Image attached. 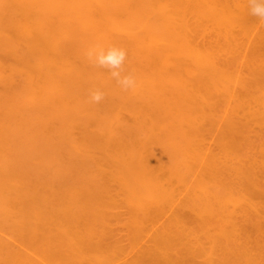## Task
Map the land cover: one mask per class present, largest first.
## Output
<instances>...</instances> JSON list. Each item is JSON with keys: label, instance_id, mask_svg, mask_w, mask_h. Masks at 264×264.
<instances>
[{"label": "bare ground", "instance_id": "1", "mask_svg": "<svg viewBox=\"0 0 264 264\" xmlns=\"http://www.w3.org/2000/svg\"><path fill=\"white\" fill-rule=\"evenodd\" d=\"M82 1L84 2L82 5L83 7L81 6L83 8V11L80 9L79 10L83 13V18L82 19L80 18L79 20H81V22L83 21L82 22L83 25L82 24L81 25L83 26L82 28H84L85 32L87 31V34L89 36H91L90 35L91 33L93 34V36H91L92 41H91L90 45H92V46L100 45L103 47H107L109 45L115 44V45H118V46L125 48L127 51L126 68L134 71L136 76H137V87L135 88V90L125 91L124 95H122V93H121V98H123V96H124L125 100L123 99L124 102L122 101V103L118 102L120 105H116V106L114 105V108L111 109L113 111V112H111L112 115L111 116L108 115V117L106 118L107 114H111V113H108L109 112L108 110H106L107 113L104 114L105 118H103L104 116H102L101 113H100L101 114L100 116H97V117H99V119H100V117L103 118V121L108 123V127L105 128V129L109 130V133L107 132V135L109 134L110 136H112L113 132H116L114 129H115V126L117 127V124L120 123V121L122 120L121 111L124 110V108L125 109L128 108L130 110L129 113L131 114V116H133V118L137 122V124L145 121L146 123L144 125L147 126L146 119L147 118L152 119V115L151 116H150V114L146 115V114H144V112H143V114L140 113V109H138V107H137L139 105L133 106L136 103L135 100H137L139 98H143L144 96H147V95L149 97L158 96V93L162 92L165 88L162 84L163 81H166L165 74L169 76L170 74H168V73H170L171 70L173 71V72H171L172 74L175 72H177V74H178V72H180V71H181L180 73H182V71H183V72H185V75L187 77V78H185V79H187V81L184 83L183 82L178 83V84L176 83L177 86H176V84L175 85L171 84V85L179 87V88H177L175 90L176 91L175 94H174V92H171L175 97L173 96V98L170 99V100H173V103H171V102H169V103H171V105L174 108H172L170 106L169 107H170V109L171 108L174 109L173 110L175 112L174 115L179 117L180 121L183 120V122H184V120L185 121L189 120V123H190V121L194 122V121L198 120V122H200L199 121L200 118H204L205 113H206V110H204L203 105L201 103L208 105L209 108H210V106H213V107H211L210 110L213 109V111H214L216 109L218 112L219 109L217 108L216 105H215L216 108L214 109L215 102H213L214 104L213 103L211 104L209 101L211 98V96L209 94L211 92H208V91L210 89L213 91L215 89H219L220 84L222 85L221 88H223L224 87L223 84L224 85L228 84V83L230 84V82H232V84H233V82H235L237 84V86H238V84H241L243 86V88H246V89L248 87H251L250 89H252L253 86L257 88L255 93L252 92V91H255V89L251 91L248 88L251 92L246 91L245 96L247 98L246 97L245 98L247 99V101L250 99L252 100V98L255 99L254 98V97H256L255 95L258 94L257 95L258 100L263 105V107H262L263 110L262 111L260 110L261 113L258 114V116L260 115L262 118L259 117L260 120H258V118H257L258 123H259L258 125L264 123V87H260L258 85V82H260L261 79H260V81L257 82V79H256L257 77L254 78V76H256V74H257V71L258 70L260 71L261 68L258 67L259 68L258 69L257 67H255L256 65L254 64L253 56H252V61H250L251 63H249V65H248V70H249L248 72H249V75L252 76V78L251 77L247 78L248 80L242 79L241 72H240L241 69L240 70L238 69V66H239L238 64H240V63H239V61L235 60L236 58L234 60L238 64L235 63V61H233V63L230 61L227 62L228 58L227 59L224 58L227 56H225V53H223V51L220 54H224V57L222 55V57L224 59L220 58L219 52L218 53L216 52L217 50L215 51L216 52L215 53L212 50L209 51V50H206V48L203 49L205 47V45L202 47V45L201 46L199 45L200 43L197 42L199 46L196 45L197 43H195L196 36L199 35V33L196 34V32H198V31L195 30L194 28L197 29V27L200 25H201L202 29H205L207 31H208V29L215 31L217 33V35H219V37L222 35L224 38H226V35H227V37L229 38L232 35L231 34L232 31L236 32L235 29L238 30V28L242 33H244L243 35L248 36V34H250L253 30H255L256 26H260L259 24L257 25V23L261 22V21H259L258 17L254 16L250 13L248 0H154L155 5L154 4L151 5V3H149V5H145L143 3L144 6H143V4H140L141 6L138 4L140 6L139 8H138V6L136 7L135 5H133L134 3L128 2L129 0L128 1L127 0H82ZM148 2H150V1H148ZM140 8H142V10H140ZM82 13H81V16H82ZM140 13H142L147 18L152 16V15L157 14L160 18V21H161V19L165 20V22L161 21L164 24H166L165 26H163V28L165 27V29L163 30V32H165V34L156 32L155 29H152L151 26H150L151 28H149L146 25V21H148V20L145 21V24L143 21V26H142L141 18L143 16L141 17V15H139V18L141 20V25H140V21L136 20L138 14H140ZM81 16L79 15V17H81ZM144 19H146V18L144 17ZM194 25L195 26L198 25V26L195 27ZM141 26H142V28L140 29ZM262 26H263V30H262V33H261L259 39L264 41V22H262ZM168 27H173V29L172 28L168 29ZM29 28L31 29V27H28V25L25 26V29L28 30ZM151 29L154 31H152ZM198 29H200V28L198 27ZM257 29H258V27H257ZM108 30H110L112 32L116 31L119 36L117 35L115 37L114 35L113 36L111 35L112 36L111 37L110 34L109 35L107 34L109 32ZM193 31H195L194 34H196L195 38L193 36L194 34L192 33ZM202 31H204V30H202ZM207 31H206V34H207ZM26 32H28V31H25L24 33H26ZM199 32H201V31H199ZM208 33H213V32L210 31ZM202 34H201V36H202ZM228 34H229V36H228ZM213 36H214V33H213ZM93 37H94V39H93ZM198 37L199 36H197V38ZM93 40H95V41H93ZM259 43H260V41H259ZM263 45H261L262 46L261 50L264 52V50L262 49V48H264ZM222 47L223 46L221 45V48ZM259 47H260V45H259ZM209 48L210 47H208V49ZM215 48H217V45ZM218 48H220L219 45H218ZM261 50H259V51H261ZM257 51H258V49H257ZM257 51H255V52H257ZM225 52H227V51H225ZM263 56H264V54H263ZM70 58H72V57H70ZM146 58L147 59L148 58L154 59L153 66H149L147 63H145L143 61V60H145L148 62L149 59L146 60ZM72 60H74V58ZM237 60H240V59H237ZM67 61L62 62L64 64L66 62V65L62 66L63 68L65 67V69H63V72H61V73H57V71H56L57 69L55 68V66L54 67L51 66L52 67L51 70L53 68L56 69L55 73H54V69H53V72L51 70H49V72H51V73L47 72L44 74L40 73L37 75H36V73H34L35 75L31 74V75H34L32 77L30 75V77H31L30 79L33 80V84H32V87L30 88V92H28L29 93L28 97H29L30 101L32 102V104H40V103L46 102L47 106H50L49 103H51V105H53V104L55 105L57 103L60 105V103L63 101L62 99L64 97V96L61 97V95H62L61 93L64 90V88H66V87L71 88L74 86L76 87L77 85H79V83L82 79H85V80L89 79L90 80V76L91 77H94V76L97 77L96 80L94 78H91V81L94 79L93 81H95L96 83L101 85V87H104L103 89H105V90L107 88L110 90V86H112V87L118 86L117 83L115 84L116 81L114 79H112V77L110 76V74L107 70L106 71L103 70L104 71V74H103V71L101 69H97V70H99L98 75H97V71L93 70V69H95V67L93 68V66L90 64L88 59L85 60V63L83 62L81 64H77V63H75V61L74 62L71 61L70 63H68ZM76 62H78V61H76ZM57 63H58V61H57ZM143 63H145L144 66H143ZM49 68H50V66H49ZM89 68L92 71H90ZM90 72L92 74H90ZM100 72H101V74H100ZM166 72H168V73H166ZM86 73H88L89 75H87ZM258 73H260V72H258ZM87 76H89V77H87ZM176 76L177 75H175V77ZM181 79H182V77H181ZM85 80H83V82ZM88 81H86L87 84H88ZM91 81H89V84ZM93 84H94V82H93ZM232 84H230V88L234 87ZM188 85H190L191 86L190 88L191 89L193 88V90H191V89L185 90L184 88L185 87L187 88ZM192 86H197V87L204 86L205 90L202 88H199L196 90V88L192 87ZM217 86H219V88H217ZM225 86H226V88L229 89L228 85H225ZM168 87H169V85L166 86V88H168ZM169 88H168V91H170V90L173 91L175 89L174 87H173L174 88L173 90L169 89ZM194 88H195V90H194ZM226 88H223V89H226ZM234 88H236V87H234ZM78 89H80V88H78ZM111 90H113V89H111ZM199 90L200 91L204 90L203 92H208V94L205 96L204 95L199 96V94H196L197 92H200ZM241 90H243V89H241ZM233 92L234 91L231 90L227 94L232 93V95H233L234 94ZM63 93H67V92L65 91ZM238 93H240V91ZM163 94H165L164 91H163ZM208 95H209V97H208ZM232 95H231V97H232ZM69 96H70V94H69ZM71 96H72V94H71ZM66 97L68 98V96H65V98ZM233 98H235V97H233ZM231 100H233V99H231ZM120 101H121V99H120ZM116 102L114 101V103H116ZM181 102L182 103L184 102L185 104H187V105H185L189 110L187 112V114H186L187 110L185 109V106H183L184 103L182 104ZM241 102H243V101L241 100ZM245 102H246V100H245ZM248 102H250V101H248ZM149 103H150V101L147 102L146 104H149ZM169 103H167V104H169ZM249 104H251V103H249ZM249 104H246V105H249ZM42 105H44V104H42ZM149 105H151V104H149ZM222 105H223V102H222ZM242 105H243V103H242ZM106 107H108V105ZM139 108H140V106H139ZM150 109H151V107H150ZM182 110H184V111L182 112ZM220 111L225 112L224 109L220 110ZM220 111L218 113L222 114V112H220ZM184 112H185V114H184ZM235 112H237V111L235 110ZM169 114H170V112H169ZM207 114H209V111ZM220 114H218V115H220ZM223 114H222V116H223ZM252 114H254V113H252ZM261 114H263V115H261ZM234 115H235V113H234ZM214 116H217V115L214 114ZM153 117H154V115H153ZM164 117H166V114L164 115ZM223 117H225V116H223ZM223 117H222V119H223ZM226 117H230V116H226ZM232 117L234 118V116H232ZM255 117H256V115H255ZM173 118H176V117H173ZM220 118H219V120L218 119L217 120L221 122ZM90 119H91V117H90ZM205 119H206V117H205ZM208 119H210V118H208ZM211 119H213V116L211 117ZM227 119L228 118L225 119L226 124L223 122L224 127L221 124V129L223 128V130L220 132V134L218 136L217 142H219V148H218L219 150H217L218 152L216 151L215 154H212V153L209 154L208 152H206L209 150L205 151V149H206L205 147L203 148L200 145H198L199 148L197 150L193 149V150H196V152H194L192 155L191 154L192 153L191 148L194 145L189 144L190 140L189 141L187 140V138H189V137H188V135L186 136L185 143L188 141V143H186L187 147H188V145H190V147H191V148L189 147L190 149L188 148L189 149L188 152H189V154H191V156L194 159V160L191 159V161H193V163L196 164V165L193 164L195 166L191 165L189 168L191 169V171L193 170L192 167L197 168V169H194V171H193V177H192L193 178V184H191L192 185L191 187H193V185L195 184L194 186H197L199 189L198 193H196L197 192L196 188L193 187L192 189H194L195 190L194 192L196 193V194H193V197L191 196V193H194V192H191L190 195L188 194L189 196H191V198H189V200L187 198L188 201L185 200L186 202L183 201L182 202L183 205H181V206H180L181 202L178 201L177 204H179L180 208L181 207L182 208L181 209L175 208V209H177V212L173 215L171 220L167 217V219L170 220V223L168 221L169 225L164 224V226L165 225L166 226L165 227L163 226V228L161 227L162 230H161V228H159L160 233L157 234V236L153 235V237L154 238L156 237L157 239L153 240V245L147 249L148 250L147 252H144V249H143V254H142V252H140L142 255L138 254L135 256L136 258H134L132 261L128 260L129 262L126 261V263H125V261H123L124 263L122 262L120 264H196L192 260L196 259L195 256L199 257L198 253L197 254L195 253L197 248L195 250H193V248H191L189 246L191 248L189 250L188 247L187 248L185 247L186 251H188V252L183 255L182 254L183 250H181L182 248H180L181 247L180 241H182V242H185V241L183 240L184 238L183 239L180 238L182 236H185V238L186 237L187 238L192 237L193 240L194 241L197 240V242L200 239H201L200 242H202V240L205 239L207 242L204 241V243L209 242V245L211 247V252L213 253V254L211 253L209 255H214V253H215L214 248L215 249L219 248V250H221L220 247L223 246L222 251L221 252L219 251L221 254H224L223 258L222 257L220 258V256H219V258L222 259L223 261L222 260L218 261L219 259L217 258L218 259L217 261L213 260L215 262V264H229V263H231V264H233V263L234 264H264V242H263V245L261 243L258 245L257 239L254 240L255 243L251 239V237L255 236V235H257L258 238L264 236V206H262L263 200H264V190L262 189V186H264V185L261 182L262 178H263V177L261 178V173L264 175V142L258 144V146L256 145L257 147H255V150H256L255 153L251 152V149H254V148L250 147V145H252V144L249 142V140H248L249 138H247L248 133H249L248 132L249 130H246L248 128V127L246 128L247 125L239 126V125H237L238 123L235 120H233L231 118L228 120ZM251 119H253V118H251ZM87 120H89V119H87ZM99 121L103 122L101 120H99ZM151 121H153V120H150V122ZM161 121H162V119H161ZM207 121L208 122L210 121V123L212 121H214L213 124H216L215 123V121H216L215 117H214V120H207ZM255 121H256V119H255ZM86 122H88V121H86ZM89 122H90V120H89ZM100 122H99V124H100ZM121 122H123V121H121ZM156 122H157V120L154 122V124ZM158 122H159V120H158ZM210 123L208 125H210ZM161 124H162V122H161ZM196 124H198V123H196ZM246 124H247V122H246ZM152 125H153V122H152ZM199 125H200V123H199ZM158 126H159V124H158ZM261 126H263V124L260 125V127ZM212 127H210L212 130H216V128L213 129ZM244 127H245V129H244ZM3 128H4L3 125L0 124V184L2 185V187L6 186L7 188H11V187L14 188L16 185L14 182L15 176L12 173L8 172L9 170L6 168V164H5L6 162L4 161V157L8 154L7 153L8 151L6 149L7 147H5L6 144H4V141H3L4 139H2L1 132L3 131L2 130ZM155 128H157V127H155ZM262 128H264V126ZM211 129H210V134L212 131ZM200 130H203V129H200ZM199 132H201V131H199ZM203 132L204 131H202V134H205ZM208 133H209V131H208ZM246 133H247V135H246ZM194 134H195V132H194ZM194 134H193V136H191V138H193V140H194V137H196V136H194ZM206 135H207V133H206ZM117 137L118 136H116V138ZM201 138H203V137H201ZM201 138H200V140H201ZM260 138H262V137H260ZM195 140H197V138H195ZM195 140H194L195 143L196 142L201 143V142H198ZM243 140H245L246 142L248 140L249 146L247 143H245L246 146H244L245 141L243 142ZM250 140H252V139H250ZM115 142H118V141H115ZM257 142L259 143V141H257ZM206 144H207V142H206ZM102 146H105V143H104V145L102 144ZM106 147L110 148V146H107V145H106ZM115 147H112V148H115ZM119 147H122V146H119ZM119 147H117V148L119 149ZM187 147H186V151H187ZM79 148H80V146H79ZM124 148H126V147L124 146ZM129 149H131V148H129ZM89 150H91V148ZM134 150H135V148H134ZM186 151L184 153H186ZM239 151L240 152L242 151L241 153L243 155H245L246 158H248L247 159L248 161H245V162L243 161L240 164H234L235 162H233L232 160L237 161L235 157L237 155H238V157H240L239 155H241V153L239 154L238 153ZM127 152H130V151L128 150ZM138 152H137L136 157L133 155L136 153H133L132 157L126 158V155H125V158L123 156L124 159L122 158V159L113 160V161L117 162V163H115V165H116L115 167H117V169H116L117 174L116 173L114 174L116 176L115 178L119 182L118 185H120V187L124 190L125 194L127 195L126 196L127 197L126 202H128V204H129L128 206L130 207V208L129 207L127 208L128 214L126 213L128 215V217L130 215V218H129L130 220H128V221H131V224H130V222L127 221L129 224L128 227L130 225L132 226L133 229L136 227V232H135V229H134V231H132L133 229L130 228L131 226L129 227V229H131L130 232H134L133 234L129 232L130 235L131 234L134 235L133 236L134 238L132 237L133 239H131L129 237L133 243V244L130 243L131 245H133V247H130V250H133L131 248L136 249V247L142 246L143 243H141V241H143L144 238L147 236V234L149 235V233L152 230V227H150V226L156 225L155 222L158 223V221L161 220V218L165 217V215L168 212H170V210L174 206L176 207V205H177V204H175L177 202L176 201V195H175L176 191L169 186L170 180H167V182H165L163 180V177L159 175L160 170L158 172L159 174L157 173V168L155 166L157 164L155 163L154 166L150 165L149 162L146 164V162H145L146 160L143 159L144 157L141 158L143 154H141V157H140ZM209 152H213V151L210 150ZM106 153H107V151H106ZM110 153L113 154L114 151H112ZM110 153L108 152V154H110ZM184 153L182 152V154H184ZM235 153H236V156L233 157ZM108 154H106V155L108 156ZM117 154H119V153L116 152V156H117ZM114 155H115V153H114ZM121 156H122V153H121ZM182 156H183V158L189 157V156H184V155H182ZM108 157H111V156L109 155ZM232 157H233V159H232ZM245 157H244V160L246 159ZM105 159H106V157H105ZM238 160H243V159L239 158ZM191 161H190V159H188V160H185V163L186 162L191 163ZM185 163L183 165H186ZM183 165H181V167ZM176 166L178 167V165H176ZM112 167H114V166H112ZM169 168H171V167H169ZM178 168L177 169L175 168L176 170L168 171V173H169L168 176H170L169 178L172 179V176L176 175L177 180L179 182H182L184 185L185 184L187 185V182L189 180L187 181L185 178H182L183 176L182 177L179 176L181 174L180 173L181 169L180 168L178 169ZM185 169H187V167ZM113 170H115V168ZM183 170H184V168H183ZM164 173H166V172H164ZM188 173H189V171H188ZM208 178L211 180L210 183L208 181ZM263 180H264V178H263ZM189 183H190V181H189ZM219 184H222V189H221V186H219ZM3 185H5V186H3ZM189 186H190V184H189ZM224 186H225V188H224ZM178 187H179V185H178ZM217 187H219L220 189ZM181 188H180V190H181ZM188 189H189V187H188ZM192 189H191V191H192ZM19 190H17V191H19ZM183 190H182V192H183ZM5 191H7V190H5ZM124 192H122V193H124ZM72 193L71 194L68 193L69 196H71ZM108 193H111V192H108ZM7 194H9V193H7ZM21 194H18L19 197L17 200L21 199L20 198ZM33 194L36 195V196H32V198H34V197L36 198L35 201H31V199H30L31 197H29L28 195H27L28 196L27 197L24 194H23L24 196H22L24 199H21V200L24 201L25 197H27L32 202L31 203L27 199L30 202V204H32V205L36 204V205L31 206V207H33L31 210L28 207L29 204H27L28 206L25 205L27 207H24V208H29V210H30L29 214L33 215L34 218L36 217L35 218L36 220H34V218H32L33 221L31 222V223H33L36 221L35 224H32V226L35 225L34 227H32L33 233H31V231H30V233L32 235V240H34V241L32 243L29 242L30 241L29 238L27 239L29 241H26V242H29L31 244V246L29 245L30 247H33L30 249H33V253H34L33 255L34 256L33 255L27 256V254L25 255L24 253L23 254L21 253V255H22L21 256L20 254L15 252L14 256L16 257L18 254V256L16 258L19 260L15 264H94V263L101 264L102 263L101 261H103V260H105L104 263L106 261L108 262L106 264H109V262L112 264L114 262L113 260L117 261V259H115V257L117 258V256L111 257V259L108 258L109 261L106 260L108 255L111 256L112 253L115 252V251H113L112 253L111 252L109 253L110 247H112L111 244L114 245V244L120 243L121 245H119V247L120 246L122 247V241L123 242L127 241V239L119 237L118 235H120V234H119L118 230H117L118 235L116 236L114 234L113 230H111L109 232L110 229H108V228L104 229L103 227H100L101 225L103 226L104 223H106L105 219H103V220H105L104 223L102 222L103 220L102 221H99V219L97 220L98 217L100 218L101 214H103V216H102L103 218L106 215L107 216V217H105L106 219L107 218L110 219L111 216L116 215L117 211L116 210H115V212L113 211V209H116V208L112 207L113 203H115L116 200H114L115 202L111 201L112 204L109 201L110 205H107L106 206L107 208L104 207V209H105V210L103 209L104 211H102V209H100L102 212H100V210H98L97 207L101 206L102 204L103 205H105L106 203L108 204L107 195L105 196L106 197V199H105L106 203H104L105 200L102 202L99 201L98 206L94 207V205L97 204L96 200H94V203L96 202V204L92 203V206L95 209L93 208L94 210L92 211L93 212L92 216H89L88 218H86L84 216L85 215L84 213L87 210L85 211L83 206H81L83 208L78 207L76 209L70 207L71 208V210H70V208L68 209V207H67L68 206V203H67V204H65V206H62V207H67V209L61 208L60 213H58V214H60L58 216H61L62 215L61 211H62V209L64 210V213H63L64 215H62V219L58 220V219H60V218H58L57 220H55L57 223H55V222L53 223L54 220L50 219V215H48L49 217L46 216L48 221L50 220L49 222H47L46 221L47 219L45 218V215L47 213L46 210L48 209L47 211H49L50 207L46 208V210H44L45 208L42 210L39 209V207L36 208L38 205H41V204H42L41 206H43V205L47 206V205H45L44 202L41 201L42 197L41 198L39 197L40 198L39 200L42 203L40 204V202H39V204H37L39 201L37 199L38 198L37 195H39V194H36V193H33ZM79 194L80 193L78 192V195ZM73 195H75V194H73ZM76 196H74V198H73L74 200L72 199L74 201V203L76 201L78 202L79 198H80V196H79V198H76ZM83 196H85V195H83ZM113 196H114V194H113ZM67 197L68 196H66V199H67ZM261 197H263V198H261ZM108 198L110 199V195H108ZM111 198H113V197H111ZM98 199H99V197H98ZM257 199H260L261 201L260 200L258 201ZM49 200H50V197L45 202H47V203L51 202V200L50 201ZM64 200H65V198H64ZM120 200H118L116 203H118ZM178 200H180V199H178ZM67 201H68V199H67ZM81 201H79V202H81ZM122 201H124V199ZM18 202H20V201H18ZM84 202H87L86 199ZM120 202L118 204L113 205V206L118 205L119 207H122ZM126 202H123V203H126ZM14 204H15V202L13 203V205ZM63 204H64V202H63ZM73 204L71 203V206ZM19 205H18V209H19ZM41 206H40V208L44 207V206L43 207H41ZM102 206L100 208H103ZM108 208H111L112 211ZM107 209H108V211H107ZM129 209H130V211H129ZM95 210L96 211L98 210L100 213H98V215H96L97 212H95ZM58 211H59V209H58ZM105 211L108 213H106ZM110 212H112L111 215L109 214ZM113 212H114V215H113ZM118 213H120V211ZM120 214H122V213H120ZM126 214H122V215L125 216ZM52 215H54V217L56 216L54 213ZM52 215H51V218L54 219L52 217ZM41 219H44L45 220L44 222H46V223H42L43 221ZM108 219H107V221H108ZM40 220L42 222L38 223V222H40ZM119 220H121L120 216H119ZM51 221H52V225L49 224V223H51ZM97 222H100L101 225L99 226V224ZM248 222H250V224ZM126 223H125V225L127 226ZM166 223H167V220H166ZM97 224L99 227H97ZM27 226H25V228ZM108 226H109V224H108ZM105 227H107V226H105ZM53 228L55 231H53ZM51 229L55 233H52V231H51V233H49V231ZM129 229H126V230L129 231ZM253 233H255V234H253ZM107 236H109L108 238H110L112 236L111 238H113V240H111V238H110V240H108ZM120 236H122V235H120ZM153 237H151V238H153ZM23 238H24V236H23ZM114 239H115V241H114ZM122 239H124V240H122ZM262 239H263V237H262ZM258 240H260V239H258ZM110 241H111V243H110ZM256 241H257V243H256ZM263 241H264V239H263ZM2 242H3V240H2ZM37 242H39L38 244H41V248L43 247V250L41 248L39 250L40 245H37V247H36ZM33 243H36V244H33ZM137 243H139V244H137ZM140 243L142 245H140ZM151 244H152V241H151ZM183 244H186V242ZM220 244H222V245H220ZM250 244L253 248L250 246ZM125 245L126 244H123V246H125ZM138 245H140V246H138ZM162 245H164V246L162 247ZM178 245H180V247ZM209 245H208V247H209ZM261 245L263 246V249H261L262 248ZM3 246H5V245H3ZM233 246H235V247L232 248ZM45 247H48V249H45ZM160 247L165 248V251L163 249H161ZM178 247L180 249H178ZM236 247H237V249H236ZM35 248L36 249L38 248L36 253L34 252V250H36ZM113 248L115 249V247H113ZM120 248H118V249H120ZM204 248H202V250ZM207 249L209 250V248H205L204 250L207 251V253H208ZM231 249H232V251L230 252ZM157 250H159V251H157ZM213 250H214V252H213ZM38 251H40V254H38ZM125 251L126 250H124V252L121 251L122 254H124ZM145 251H146V247H145ZM189 251H191V252H189ZM205 251H201V253H203ZM217 251H218V249H217ZM227 251H228V254H227ZM233 251H234V253L236 252L237 256H235ZM121 252L119 251V253H121ZM223 252H225L226 255ZM239 252H240V254H239ZM105 253H107V254L109 253V254L105 255ZM209 253H210V251H209ZM204 254H203V256H204ZM227 255H228V257H227ZM104 256H105V258H104ZM113 256H114V254H113ZM224 256H225V258H224ZM238 256H240V257H238ZM124 257H126V255H124ZM234 257H235V260H234ZM207 258L208 259L205 258L206 263L208 262V264H214V262L211 260L212 257L208 256ZM119 259L122 260V258H119ZM13 260H11V261L13 262ZM110 260H112V262ZM204 260L202 258V261H204ZM232 260H234L235 262ZM236 260H237V262H236ZM221 261H222V263H221Z\"/></svg>", "mask_w": 264, "mask_h": 264}, {"label": "rangeland", "instance_id": "2", "mask_svg": "<svg viewBox=\"0 0 264 264\" xmlns=\"http://www.w3.org/2000/svg\"><path fill=\"white\" fill-rule=\"evenodd\" d=\"M148 1H150V2H148ZM128 2L134 3L133 5H135L136 7L138 6V8H139L141 6L140 4L144 3L145 5H149V3H151V5H153L155 1L154 0L153 1L152 0H129ZM83 3L84 2L82 0H0V124L3 125V127H4L2 129L3 131L1 132V134H2V139H4L3 140L4 144H6L5 147H7L6 149L8 151L7 152L8 154L5 157L4 156L3 157H4V161L6 162L5 163L6 168L9 170V171L8 170L7 171L9 173H12L15 176L14 182L17 185V186L15 185L14 188H12V187L7 188L5 185H3L6 187L5 188V187H2V185L0 184V188H1L0 189V239H1L0 240V242H1L0 243V264H15L16 262L19 261L16 257L18 256V254L21 255V253L22 254L24 253L25 255L27 254V256L34 254L33 249H30L33 247H30L31 244L29 243V242L32 243L34 241V240H32L31 233H33L32 227L35 226V225L32 226V224H35V222H36L35 221V222L31 223L33 221L32 218H34V217H33V215L29 214L30 210L33 208L31 206L36 205V204H33V205L30 204L31 201H35V199H36L35 197L32 198V196H36L33 193L39 194V195H37L38 196L37 199L39 200L42 197L41 201L44 202L45 205H47V206L43 205L44 206L43 207V206H41L42 202L40 200L39 201L37 200L38 201L37 204H39V202H40L41 205H38L37 207L35 206L36 208L39 207V209H41V210L45 208L44 210H46V208L50 207L49 211H47L48 209L46 210L47 213L45 215V218H46V216L50 215V219L54 220L53 223L54 222L57 223L55 220H57L58 218H60L58 220L62 219V215H64L63 209L64 208L67 209V207H68V209L70 207H72L74 209H76L78 207H80V208L84 207L85 211L87 210L84 213L85 214L84 216L86 218H88L89 216H92V213H93L92 211L95 209L94 207L98 206L99 201L100 202L104 201L106 199V197H105L106 195H107V199H108V204L106 203V200H105L104 203H106V204L103 205L101 203L103 205V206L101 205L103 208H100L101 206H99V207H97L98 210L102 209V211H104L105 210L104 207H106L107 205H110L111 201L115 202L114 200H116V202H117L118 200L121 199L120 200L121 202L120 201L119 202L121 203L122 207H119L118 205L113 206V205L119 203V202L118 203L115 202V203H113L112 207H114L116 209H113V208L112 209L114 212L116 210L117 213L120 211V213H122V214H126V213L128 214L127 208L129 207L128 206L129 204H128V202H126V200H127L126 196L127 195L125 194L124 190L120 187V185H118L119 182L115 178L116 176L114 174L115 173L117 174V170H116L117 167H115L116 166L115 163H117V162H115L113 160L122 159L123 156L125 158V155H126V158L132 157L133 153H136V154H133L136 157L137 152L139 151L138 153H139L140 157H141V154H143L141 158L144 157L143 159L146 160L145 161L146 164L148 162L150 165H153V166L155 165V163L157 164V165H155L157 168V173L160 170V172H159L160 174L159 173L158 174L163 177V180L165 182H167V180H170L169 186L176 191L175 195H176V201L177 202L175 204H177L179 201V202H181V204H180V206H181V205H183V203H182L183 201L187 200V198L189 200V198H191V196L193 197V194L198 193V190H199L197 186H194L195 184L193 185V187L196 188V191H197L196 193L194 192L195 190L192 189L193 187H191L192 186L191 184H193V178H192L193 177V171H194V169H197L195 167H192L193 170L191 171V169L189 168L191 165L195 164V163H193V161H191V159H193L191 154L193 155V153L196 152V150L199 148L198 145H200L203 148L205 147L206 148L205 151L206 150H209V151L212 150L214 152L213 153V152L206 151L209 154L210 153L215 154V152L217 150H219L218 149L219 148V142H217L218 136H219L220 132L223 130V128L221 129V124L224 127V123L226 122L225 121L226 118H228V119L231 118V119L235 120L238 123L237 125H239V126L247 125L246 128L247 127L248 128L246 130H249L247 138H249L248 140L252 144V145H250V147L254 148V149H251V152L255 153V151H256L255 147H257L258 144L264 142V137H263L264 136V128H262L264 126V123L261 122L263 124V126H261V127H260V125H262V124L258 125L259 124L258 120H260L259 117L262 118L260 115L258 116V114L261 113L260 110L261 111L263 110V108H262L263 105L258 100V96H257L258 94H256V95L254 94L256 92V89H257L254 86L252 87V89H250L251 87H248L251 91L255 89V91H252V92H254L253 94L256 96V97H254L255 99L252 98V100L251 99L248 100L250 102L247 101V99H246L247 97L245 96V92L246 91L248 92L250 90L248 88L247 89L243 88V86L241 84H238V86H237V84L235 82H233V84H232V82H230V84H232L234 87H236V88H234L231 86L233 89L230 88V84L228 83L225 85H228L229 89L226 88V86L224 84H223V86H224L223 88H226V89L221 88L222 85L220 84V88H219V86H217V88H219V89H215L214 91L211 89L209 91L207 90L208 92H211L209 94L211 96V98L209 100L210 103L212 104L213 102H215V104L213 103L214 109L216 108L215 107V105H216L217 108L219 109L218 112L220 110H223V109L225 111V112L220 111V112H222V114L224 113L223 116H225V117H223L222 114L218 113L216 109L214 111H213V109L210 110L211 107H213V106H210V108H209L208 105L201 103L203 105L204 110H206V113H205L206 119L207 120H214V117H215L216 118V121H215L216 124H213L214 121H212L211 122L212 124H211L210 121L208 122L205 119V117L200 118V120H199L200 122H198V120H196L194 122L190 121V123H189V120H186V121L184 120V122H183V120L180 121L179 120L180 118L174 115L175 112L173 111L174 109H172L174 107L171 105V103H173V100H170V99H172L174 96L171 92H174V94H175V92H176L175 90L177 88H179V87H176L177 84L181 83V82L184 83L187 81V79H185L187 77L185 75V72H183V71H182V73H180L181 71L178 72V74H177V72L172 74L171 73V72H173L172 70H171V72L169 71L170 73L166 72L170 75L168 76L165 74L166 81H163V83H162L163 86L165 87L163 90L165 92V94H163V91H162V92L158 93V96L149 97L147 95V96H144L143 98H139V99L135 100L136 103L133 106L139 105L140 108H139V106H137V107H138V109H140V113L143 114V112H144V114H146V115L147 114H150V116L152 115V119L151 118L146 119L147 126L144 125L146 123L145 121L144 122L140 121L141 123L137 124V122L134 120L133 116H131V114L129 113L130 110L128 108H126V109L124 108V110L121 111V117H122L121 121H123V122L120 121V123L117 124V127L115 126L114 130L116 132H113L112 136H110L109 134L107 135V132L109 133V130L105 129L108 127V123L103 121V118H105L104 114L107 113L106 110L109 111L108 113L113 112L111 109L114 108V105L116 106V105H120L119 103H122L124 96H123V98H121V93H122V95H124L125 91L122 90L119 86H114L113 84L112 85L114 87L110 86V90L106 87L107 89L105 90V89H103L104 87H101V85H99L98 83L93 81L94 79L96 80V78H97L95 76L94 77L90 76V80L89 79H86V80L82 79L81 80L82 82L80 81L79 85H77L78 87L77 86L71 87L72 89L70 87H66L67 89L64 88V90L67 93H63V92H65L64 90L61 93L62 94L61 97L64 96L62 100L66 101V102L62 101L60 103V105L62 104L61 105L62 107L58 103L55 104L56 106L54 104L51 105V103H49L50 106H47L46 102L40 103V104H32V102L30 101V99L28 97L29 96L28 92H30V88L32 87V84H33V80H31L30 78L35 75L34 73H36V75L40 74V73L44 74L47 72L51 73V72H49V70H51V68L54 66L57 69L56 70L53 68L54 73H55V70L57 71V73H61V72H63V69H65V67L63 68L62 66L66 65V62H65V64L62 63L63 61L68 60L67 61L68 63H70L71 61L72 62L75 61V63L81 64L83 62L85 63V60L88 59L86 57L87 56L86 53L90 49V47H93L92 45H90L91 41H92L91 36H93V34L91 33L90 34L91 36H89L87 34V31L85 32L84 28H82L83 27L82 26L83 21L81 22V20H79L80 18L81 19L83 18V13L80 11V10L83 11V8H82ZM144 4H143V6H144ZM140 10H142V8H140ZM80 12L82 13V16H81ZM79 15L81 17H79ZM139 15H141V17L143 16L141 18L142 26H143V21L145 24V21L148 20V21H146V25L149 28L152 27V29H155L156 32L165 34V32H163L165 27L163 28V26H165L166 24L161 22V21L165 22V20L161 19V21H160V18L157 14L152 15L153 17L150 16L148 18L146 16H144L142 13L138 14L136 20H139L140 25H141V20L139 18ZM144 17L146 19H144ZM260 23L259 22L257 23V25L259 24L260 26H256L255 30H253L250 34H248V36L243 35L244 33H242L238 28L239 31L237 29H235L236 32L232 31V33H231L232 35L229 38L227 37V35H226V38H224L222 35H221L222 37L221 36L219 37V35H217V33L215 31H212L211 29H208V31L205 29H202L201 25L200 26L197 25L200 28V29H198V27L195 26L196 25L195 24L194 26L197 27V29L196 28H194V29L198 31V32H196V34L199 33V35H197L199 37L197 38V36H196L195 43H197V42L200 43L199 45L200 46L202 45V47L205 45V47L203 49L206 48V50H209V51L212 50L215 52L217 50L216 52L217 53L219 52V54L222 53V51H223V53H225V56H227V57H224V54H220L219 56L222 59L228 58L227 59L228 61L226 60L227 62L230 61L233 63V61H235V60L239 61L240 64H238L236 61H235V63H237L239 65L238 69L239 70L241 69L240 72H241L242 79H247L250 77L252 78V76H250L249 72H248L249 71L248 65H249V63H251L250 61H252V56H253V59H254L253 61H254V64L256 65L255 67L261 68L260 71L258 70L259 68L257 69L258 71H257L256 76H254V78L257 77L256 78L257 82L260 81V79H261V81L258 82V85L260 87H264V79H263L264 78V61H263L264 60V56H263L264 52L261 50V47H262L261 45L264 44V41L259 39L260 35L262 33V30H263L262 22H260ZM27 25H28V27H31V29L29 28L31 31L29 29L28 30L25 29V26H27ZM142 26L140 27V29L142 28ZM257 27H258V29H257ZM169 28L173 29V27H168V29ZM202 30H204V31H202ZM23 31L24 32L28 31V32L24 33ZM108 31H107L108 32L107 34L108 35L110 34V36L114 35L116 37L118 35V33L116 31H114V32H112L110 30H108ZM152 31H154V30H152ZM199 31H201V32H199ZM206 31H207V34H206ZM210 31L214 33V36H213V33H208ZM192 33L194 34L195 31H193ZM196 34L193 35L194 38H195ZM201 34H202V36H201ZM228 36H229V34H228ZM93 39H94V37H93ZM93 41H95V40H93ZM259 41L261 44L259 43ZM198 43L196 45H198ZM216 45H217V48H218V45L220 48H221V45L223 47L221 49L218 48L220 50L219 51L217 48H215ZM259 45H260V47H259ZM207 46L210 48L208 49ZM257 49H258V51H257ZM262 49L264 50V48H262ZM259 50H261V51H259ZM225 51H227V52H225ZM255 51H257V52H255ZM222 55L224 58L222 57ZM69 56L72 58H70ZM73 58H74V60H72ZM148 59L146 58V60H148V62L145 60H143V61L145 63H147L149 66H153L154 59L153 58H148ZM237 59H240V60H237ZM57 61H58V63H57ZM76 61H78V62H76ZM145 63H143V66L145 65ZM49 66H50V68H49ZM53 69L51 70L52 72H53ZM97 69H99V68H95L93 70L97 71V75H98L99 70H97ZM89 70H90V68H89ZM101 70L103 71L104 69H101ZM90 71H92V70H90ZM104 71H106V70H104ZM104 71H103V74H104ZM258 72H260V73H258ZM88 73H86V74L89 75ZM31 74H34V75H31ZM90 74H92V73L90 72ZM100 74H101V72H100ZM30 75H31V77H30ZM175 75H177V76L175 77ZM87 77H89V76H87ZM181 77H182V79H181ZM91 78H94V79L91 81ZM83 80H85V81L83 82ZM88 80L91 81L90 84H89ZM86 81H88V84ZM93 82H94V84H93ZM115 84H116V82H115ZM171 84H173V85L176 84V86H173ZM168 85L170 87V88L168 87L169 89H172V90L174 88L175 89L173 91H171V90L168 91V88H166V86H168ZM190 87L191 86L188 85V87L187 88L185 87L184 89L189 90V89H191ZM192 87H195L196 90L199 88H202L205 90L204 86H200V87L192 86ZM78 88H80L81 90ZM95 88H100L103 92H105V98L99 104H94V103L89 102L88 93L91 89H95ZM195 88H194V90H195ZM111 89H113V90H111ZM230 89L234 91L233 95H232V93L227 94V93H229V91H231ZM241 89H243L244 91ZM191 90H193V88ZM203 91L197 92L196 94H199V96H202V95L205 96L208 94V92H203ZM239 91H240V93H238ZM68 93L70 94V96ZM71 94H72V96H71ZM209 95H208V97H209ZM231 95H232V97H231ZM65 96H68V98L67 97L65 98ZM233 97H235L236 99ZM120 99H121V101H120ZM231 99H233V100H231ZM241 100L243 102H241ZM245 100H246V102H245ZM114 101L115 102L117 101V102L114 103ZM149 101H150L149 104H151V105L146 104ZM169 102H171V103H169ZM222 102H223V105H222ZM167 103H169L170 105ZM242 103H243V105H242ZM249 103H251V104H249ZM42 104H44V105H42ZM246 104H249V105H246ZM105 105L106 106L108 105V107H106ZM185 105H187V104L184 103L183 106H185ZM169 106L172 108L170 109ZM150 107H151V109H150ZM185 109L184 110L186 111V114H187V112L189 110L186 106H185ZM184 110H182V112ZM235 110L237 112H235ZM208 111H209V114H207ZM169 112H170V114H169ZM100 113L104 117L103 118L100 117V119H99V117H97V116H100L101 115ZM234 113H235V115H234ZM252 113H254V114H252ZM165 114H166V117H164ZM184 114H185V112H184ZM214 114H216L217 116H214ZM218 114H220L221 116ZM108 115L111 116L112 113L107 114L106 118L108 117ZM153 115H154V117H153ZM231 115L234 116V118ZM255 115H256V117H255ZM261 115H263V114H261ZM89 116L91 117V119ZM212 116H213V119H211ZM226 116H230V117H226ZM173 117H176V118H173ZM207 117L210 119H208ZM222 117H223V119H222ZM160 118L162 119V121ZM219 118L221 119V122L218 121ZM251 118H253V119H251ZM257 118H258V120H257ZM87 119H89L90 122ZM155 119L157 120V122L154 124V122L156 121ZM255 119H256V121H255ZM99 120H101L103 122H100ZM150 120H153V121L150 122ZM158 120H159V122H158ZM86 121H88V122H86ZM99 122H100V124H99ZM152 122H153V125H152ZM161 122H162V124H161ZM246 122H247V124H246ZM196 123H198V124H196ZM199 123H200V125H199ZM209 123L211 126L208 125ZM158 124H159V126H158ZM155 127H157V128H155ZM210 127H212L213 129L216 128V130H212ZM200 129H203V130H200ZM210 129L212 130L211 134H210ZM244 129H245V127H244ZM199 131H201V132H199ZM202 131H204L203 133H205V134H202ZM208 131H209V133H208ZM194 132H195V134L196 133L197 134L195 135ZM206 133H207V135H206ZM193 134H194V136H196V137H194V140H195V138H197V140H195V141H198L201 143H197V142L195 143L194 142L193 138H191V136H193ZM187 135L190 138V139L187 138L188 141L190 140L189 144L190 145L193 144L195 147L192 146V148H191L190 145H188V147H187L186 143H188V141L185 143V141H186L185 138ZM246 135H247V133H246ZM116 136H118V137L116 138ZM201 137H203L204 139ZM260 137H262V138H260ZM200 138L202 141L200 140ZM250 139H252V140H250ZM114 140L118 141V142H115ZM248 140H247V142L245 140H243V142L245 141L244 146H246L245 143H247V144L249 143ZM257 141H259V143ZM206 142H207V144H206ZM104 143H105V146H102V144L104 145ZM106 145L110 146V148L106 147ZM79 146H80V148H79ZM119 146H122L123 148L119 147ZM124 146L126 148H124ZM248 146H249V144H248ZM89 147L91 148V150H89L90 149ZM112 147H115V148H112ZM117 147H119V149ZM186 147H187V151H186ZM189 147L191 148V152H192L191 154H189V152H188V150L190 149ZM129 148H131V149H129ZM134 148H135V150H134ZM193 149H196V150H193ZM105 150L107 151V153ZM126 150L127 151L129 150L130 152H127ZM112 151H114L115 155H114V153L113 154L110 153ZM115 151L118 152L120 155L117 154V156H116ZM185 151H186V153H184ZM108 152L110 154H108ZM120 152L122 153V156H121ZM182 152L184 154H182ZM241 152L239 151L238 153L240 154ZM106 154H108V156L110 155L111 157H108ZM182 155L189 156V157H186L187 158L186 159V158H183ZM235 156H236V153L234 154L233 157H235ZM239 156L240 157H238V155H237L235 157L237 161L232 160L233 162H235L234 164H240L243 161L244 162L248 161L247 160L248 158H246L245 155H243L242 153ZM105 157H106V159H105ZM233 157H232V159H233ZM244 157L246 158L245 160H244ZM239 158L243 159V160H238ZM188 159H190L191 163L190 162L185 163V160H188ZM178 162L181 165H183L184 163L186 165H183L181 167V165ZM111 165L114 167H112ZM176 165H178L179 168L181 167L180 168L181 172L180 171L179 172L182 175L180 174L179 176H181V177L183 176L182 178H185L187 181L188 180L190 181V183H189V181L187 182V185L186 184L184 185L182 182H179L177 180L176 175L172 176V179L169 178L170 176H168V174H169L168 171L176 170L178 168ZM195 165H193V166H195ZM169 167H171V168H169ZM186 167H187V169H185ZM114 168H115V170H113ZM183 168H184V170H183ZM187 170L189 171V173ZM163 171L166 173H164ZM262 177L264 178V175L261 173V178ZM263 178H262L261 182L264 185ZM208 181H209V183L211 182V180L209 178H208ZM188 183L190 184V186ZM177 184L179 185V187ZM219 186H221V189H222V184H219ZM225 186H224V188H225ZM188 187H189V189H188ZM263 187L264 186H262V189L264 190ZM180 188H181V190H180ZM217 188H219V187H217ZM191 189H192V191H191ZM5 190H7V191H5ZM17 190H19L20 192ZM182 190H183V192H182ZM78 192L80 193L79 195H78ZM108 192H111V193H108ZM122 192H124V193H122ZM191 192H194V193H191ZM7 193H9V194H7ZM68 193H70V194L72 193V195L69 196ZM190 193H191V196H189ZM18 194H21L20 195L21 199H24L22 196L28 195L29 197H31L30 198L31 201L29 200V198H27L28 196L25 197V200H24L25 202L21 199L17 200L19 197ZM73 194H75V195H73ZM113 194H114V196H113ZM65 195L68 196L67 199L69 202L67 201ZM83 195H85V196H83ZM108 195H110L111 200L108 198ZM74 196H76V198H79V196H80L79 201H81V200L82 201L81 202L78 201L79 203L76 201L74 203V201H73ZM49 197H50V200L52 202V203L49 202L50 201L49 200L48 202L50 204L45 202V201H47V199H49ZM98 197H99V199H98ZM111 197H113L114 199ZM64 198L66 201L64 200ZM261 198H263V197H261ZM85 199L87 202H84ZM123 199H124V201H122ZM178 199H180V200H178ZM260 199H257V200L259 201ZM94 200H96L97 204H96V202L94 203ZM18 201H20V202H18ZM109 201H110V203H109ZM14 202H15V204H14L15 206L13 205ZM63 202H64V204H63ZM123 202H126L127 204L123 203ZM67 203H68L67 207H62V206H65V204H67ZM71 203L72 204L74 203V204L71 206ZM92 203H94L96 205L93 204L94 205V207H93ZM27 204H29V206ZM18 205H19V209H18ZM25 205H27L30 208V210H29V208H24V207H27ZM40 206L43 208H40ZM81 206H83V207H81ZM180 206H179V204H177L176 207L174 206L173 207L174 209L172 208L170 210V212H168L165 215V217L161 218V220L158 221V223L155 222L156 225L150 226V227H152V230L150 229L151 232L149 233V235L147 234V236L144 238V240H143L144 242L141 241V243H143V245L140 243V245H142V246L138 245L140 247H136V249L131 248L133 250H130V247H133V245H131L133 243L130 240V238L131 239L134 238L133 237L134 235H132L134 232H130L131 229H133L131 225H130L131 227L129 226L131 229H129V227H128V225H129L128 222H130V224H131V221H128V220H130L129 219L130 215H129V217L127 214L124 216L120 213H118V214L116 213V215H114V212H113L114 216H111L110 219L107 218L108 219V221H107V219L105 218L107 216L105 215L103 218L102 217L103 214H101V216H100L101 219L98 217L97 220L99 219V221H102L103 219H105L106 221L103 220L102 222L104 223V221H105L106 223H104V225L102 226L100 222H97L99 224V226L101 225L100 227H103L104 229H106V228L110 229L109 232L111 230H113L114 234L116 236L118 235L117 233L119 231V234L122 236H120V235H118V236L122 237L124 239L125 238L127 239V241H124V242L122 241V247L120 246L121 248L119 247V245H121L120 243L114 244L115 246L113 244H111L112 247H110L109 253L110 252L112 253L113 251H115V252L112 253L111 256L108 255L109 253L108 254L105 253V255H108L106 260H108V258L111 259V257L117 256V258L115 257V259H117V261L113 260L114 262L112 264H120L123 261H125V263H126V261L129 262V261H132L134 258H136L135 257L136 255H138V254L140 255L141 254L140 252H142V254H143V249H144V252H147L148 251L147 249L153 245V240L157 239L156 237L154 238L153 235L157 236V234L160 233L159 228H161V227L163 228L164 224L169 225L171 218L177 212V209H175V208H180ZM262 206H264V200H263ZM61 208H63L61 211L62 215L58 216V215H60L58 213H60ZM58 209H59V211H58ZM108 209L111 210V208H108ZM108 209H107V211H108ZM70 210H71V208H70ZM98 210L97 211L95 210V212H97L96 215H98V213L102 212L101 210H100V212ZM129 211H130V209H129ZM53 213L56 215L55 217H54V215H52ZM106 213H108V212H106ZM109 214L111 215L112 212H110ZM51 215L54 219L51 218ZM119 216H120L121 220H119ZM167 217L170 220L167 219ZM35 218H34V220H36ZM41 220L38 223H41V222L46 223V222H44L45 221L44 219H41ZM166 220H167V223H166ZM46 221L49 222L50 220L48 221V219H47ZM168 221H169V223H168ZM125 223L127 224V226L125 225ZM248 223L250 224V222H248ZM49 224L52 225V221ZM98 224H97V227H99ZM108 224H109V226H108ZM25 226H27V227L25 228ZM105 226H107V227H105ZM162 228H161V230H162ZM126 229H129V231ZM134 229L136 232V227ZM134 229L132 231H134ZM30 231H31V233H30ZM51 231H52V229L49 231V233H51ZM53 231H55L54 228H53ZM53 231H52V233H55ZM129 232L132 233L131 234L132 236L130 235ZM253 234H255V233H253ZM23 236H24V238H23ZM108 237L109 236H107V239L110 240V238L112 236L110 238H108ZM151 237H153V238H151ZM262 237L264 239V236H262ZM262 237L258 238L257 235H255V236H252L251 239L253 242H254V240L257 239L258 245L260 243L263 245L264 241H263ZM28 238L30 241L27 240ZM180 238L181 239L184 238L183 240L186 242V244H183L185 242L180 241L181 247H180V245H178L180 248H182L181 250H183L182 251L183 255L188 252V251H186L185 247L186 248L188 247L189 250L191 248H193V250H195L197 248L196 252L195 251L194 252L196 254L198 253L199 257L195 256L196 259L192 260L196 264H204V263L208 264V262L207 263L205 262L206 259H208L207 258L208 256L213 258V259L211 258L212 261L213 260L217 261L218 259H219L218 261H220V260H222L220 258L221 257L223 258L224 254L220 253L222 251L223 246L220 247L221 250H219V248H217L218 251H217V249L214 248V250H215L214 255H209L212 253L211 247L209 245V242L206 243L207 241L205 239H203L202 242H200L201 239L197 242V240L194 241L192 237L191 238H187V237L185 238V236H182ZM115 239H114V241H115ZM124 239H122V240H124ZM258 239H260V240H258ZM2 240H3V242H2ZM111 240H113V238H111ZM150 240L152 241V244H151ZM26 241H29V242H26ZM204 241H206V242L204 243ZM257 241H256V243H257ZM38 243L39 242H37V244L36 243H33V244H36V247H37V245H40V247H39V250H40L41 244H38ZM110 243H111V241H110ZM123 244H126V245L123 246ZM137 244H139V243H137ZM3 245H5V246H3ZM208 245H209V247H208ZM220 245H222V244H220ZM163 246L164 245H162V247ZM250 246H251V244H250ZM113 247H115V249ZM145 247H146V251H145ZM179 247H178V249H180ZM204 247L209 248V250L207 249L208 253H207V251L204 250L205 249ZM234 247L235 246H233L232 248H234ZM118 248H120V249H118ZM202 248H204V249L202 250ZM41 249L43 250V247ZM45 249H48V247H45ZM161 249H163L165 251V248H161ZM236 249H237V247H236ZM261 249H263V246ZM37 250H38V248L36 250H34V252L36 253ZM124 250H126V251L124 254H122V252H124ZM159 250H157V251H159ZM214 250H213V252H214ZM119 251L120 252L122 251V252L119 253ZM201 251H205L206 253L205 252L201 253ZM209 251H210V253H209ZM231 251H232V249L230 250V252ZM234 251H233V253H234ZM15 252L18 253L16 257L14 256ZM189 252H191V251H189ZM225 252H223V253H225ZM38 254H40V251H38ZM113 254H114V256H113ZM203 254H204V256H203ZM227 254H228V251H227ZM234 254H235V256H237L236 252ZM239 254H240V252H239ZM124 255H126V257H124ZM225 255H226V253H225ZM219 256H220V258H219ZM227 257H228V255H227ZM238 257H240V256H238ZM104 258H105V256H104ZM119 258H122V260H120ZM202 258H203V260L205 258L206 259L204 261H202ZM224 258H225V256H224ZM11 260H13L14 263ZM234 260H235V257H234ZM234 260H232V261H234ZM104 261L105 260L101 261L102 263L101 262L100 263L101 264L108 263L107 261L104 263ZM110 261L112 262V260H110ZM222 261H221V263H222ZM236 262H237V260H236ZM94 264H97V263H94ZM109 264H111V263L109 262ZM214 264H215V262H214ZM229 264H231V263H229Z\"/></svg>", "mask_w": 264, "mask_h": 264}, {"label": "clouds", "instance_id": "3", "mask_svg": "<svg viewBox=\"0 0 264 264\" xmlns=\"http://www.w3.org/2000/svg\"><path fill=\"white\" fill-rule=\"evenodd\" d=\"M249 11L252 15L264 22V0H248ZM90 64L99 69L107 70L124 91L135 90L137 87V76L134 71L126 68L127 51L118 45L103 47L96 45L91 47L87 53ZM89 102L99 104L105 98V93L99 89H91L88 93Z\"/></svg>", "mask_w": 264, "mask_h": 264}]
</instances>
